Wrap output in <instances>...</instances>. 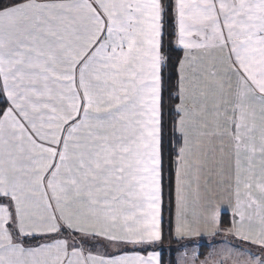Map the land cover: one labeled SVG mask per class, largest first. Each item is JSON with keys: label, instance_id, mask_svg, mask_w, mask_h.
<instances>
[{"label": "snow or ice", "instance_id": "obj_1", "mask_svg": "<svg viewBox=\"0 0 264 264\" xmlns=\"http://www.w3.org/2000/svg\"><path fill=\"white\" fill-rule=\"evenodd\" d=\"M165 240L264 264V0H0V264Z\"/></svg>", "mask_w": 264, "mask_h": 264}, {"label": "trees", "instance_id": "obj_2", "mask_svg": "<svg viewBox=\"0 0 264 264\" xmlns=\"http://www.w3.org/2000/svg\"><path fill=\"white\" fill-rule=\"evenodd\" d=\"M164 252L162 253L164 264H174L171 260L172 257H174V250L178 249L180 247L179 244H177L174 240H165L163 246ZM173 252V253H172ZM165 257L167 260H165Z\"/></svg>", "mask_w": 264, "mask_h": 264}, {"label": "rangeland", "instance_id": "obj_3", "mask_svg": "<svg viewBox=\"0 0 264 264\" xmlns=\"http://www.w3.org/2000/svg\"><path fill=\"white\" fill-rule=\"evenodd\" d=\"M201 241H203V243H204L205 245L208 244L207 240H201ZM201 251L204 252V253H206V252L208 251V248H207V247H203V248H201ZM172 253H173V252H172ZM173 254H174V257H172L171 260H172L173 263L175 264V261H176L177 256L179 255V252L174 251ZM162 258H163V256H162ZM165 260H167L166 257H165Z\"/></svg>", "mask_w": 264, "mask_h": 264}, {"label": "crops", "instance_id": "obj_4", "mask_svg": "<svg viewBox=\"0 0 264 264\" xmlns=\"http://www.w3.org/2000/svg\"><path fill=\"white\" fill-rule=\"evenodd\" d=\"M225 222H227L228 217H224ZM226 226V224H225ZM198 240H207L208 243H214L216 241H218L220 239V237H216V238H207V237H200L197 238Z\"/></svg>", "mask_w": 264, "mask_h": 264}]
</instances>
